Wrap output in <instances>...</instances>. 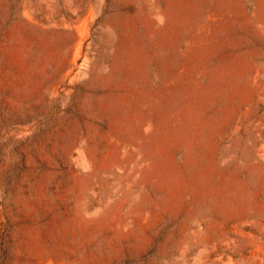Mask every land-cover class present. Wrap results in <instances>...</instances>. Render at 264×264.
I'll use <instances>...</instances> for the list:
<instances>
[{
    "label": "rangeland",
    "instance_id": "374dc122",
    "mask_svg": "<svg viewBox=\"0 0 264 264\" xmlns=\"http://www.w3.org/2000/svg\"><path fill=\"white\" fill-rule=\"evenodd\" d=\"M0 264H264V0H0Z\"/></svg>",
    "mask_w": 264,
    "mask_h": 264
}]
</instances>
